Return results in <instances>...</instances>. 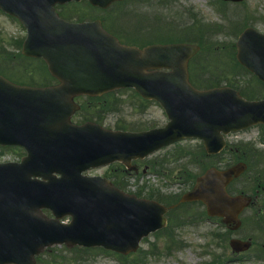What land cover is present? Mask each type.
Returning a JSON list of instances; mask_svg holds the SVG:
<instances>
[{
	"label": "water",
	"instance_id": "water-1",
	"mask_svg": "<svg viewBox=\"0 0 264 264\" xmlns=\"http://www.w3.org/2000/svg\"><path fill=\"white\" fill-rule=\"evenodd\" d=\"M25 1L32 5L45 2L47 13L52 15L50 3L53 0ZM92 1L106 5L110 0ZM197 49L195 45L172 44L139 52L117 45L102 30L92 31L91 24L69 26L63 23L61 45L55 39L48 49H37L29 41L25 44L26 51L44 54L51 69L61 78L62 104H67L74 93H100L112 86L133 85L144 94L158 96L171 121L164 128L139 133L109 132L90 123L74 126L64 120L67 115L59 117L48 113L49 109L59 107L52 102L57 89L34 93L32 89L11 87L1 78L0 112L3 110L7 116H12V126L16 122L23 127L33 126L28 139L31 135L36 139L40 137L36 135L37 130L53 131L57 137H54V148L66 150L70 146L74 157L69 165L78 171L116 158L128 160L132 156H143L184 136L201 137L208 151H217L223 145L220 131L264 121V101H246L227 87L206 91L194 89L187 80L186 63ZM239 50L240 61L264 78V36L247 30L239 41ZM147 65L168 66L172 71L144 74L142 69ZM27 108L29 118L20 117ZM58 110L61 112L60 108L54 112ZM62 153L61 159L66 156ZM242 170L241 165L225 171L211 168L198 178L194 190L183 195L182 200L202 199L210 215H222L226 222L238 224L237 214L249 199L228 196L224 186ZM82 179L78 174L61 179V215L71 213L75 221L85 222L93 232L88 236L78 228H61V238L87 244L100 239L117 250L127 251L136 247L143 234L164 225L166 208L162 205L123 195L104 180ZM2 184L0 173V186ZM58 195H51L49 200L57 202ZM231 245L235 248L247 246L237 240H231ZM0 251L16 258L24 255L3 240H0Z\"/></svg>",
	"mask_w": 264,
	"mask_h": 264
},
{
	"label": "rangeland",
	"instance_id": "rangeland-1",
	"mask_svg": "<svg viewBox=\"0 0 264 264\" xmlns=\"http://www.w3.org/2000/svg\"><path fill=\"white\" fill-rule=\"evenodd\" d=\"M176 6L180 11L190 9L197 17H200L205 21H215L218 18L212 7L208 5L207 0H176ZM127 13L131 15V25L136 24L137 31L152 29L153 27L170 31L171 29L162 27V24L155 26L158 24L156 23L158 21H169L170 14L175 15V20L177 21L189 22L187 15L179 13L175 7L171 8V11L170 8L162 9L155 1L147 3L146 6L140 5L139 7L136 5H124V7L121 8V11H117L114 15H116L120 23H122V19ZM229 13L233 15H240L236 17L235 20L247 16L249 20L256 21L253 24L255 27L264 31V23L260 22L258 18V15H262L264 17V0H247L245 6L231 7ZM176 30L180 31L178 29ZM24 34L25 31L18 21L10 18L0 11V44H2V40H4V43L7 45L9 37L18 38ZM169 34L173 36L175 35L174 33ZM218 36L219 41H222V43H231L232 41V36L228 33L219 34ZM120 97L122 99V103L119 104L116 99L112 102V105L115 106V112L110 113L107 116V126L113 127L116 119H124L122 123L127 124L141 121L148 124H151L152 122L163 124L165 122V115L156 103H151L148 107L142 109V103L139 102L138 104V100L136 98L130 101L128 93H123ZM261 129L262 128H260V126H253L247 130L229 134L227 136L228 147L219 158L222 162L220 164L224 165L234 161L233 152L231 150L234 145H236V147H241L242 143H253L254 147L262 150L258 152L261 157L257 161V166L264 171V143L262 141L264 133H261ZM197 143V140L188 141V144L192 147H196ZM240 151H243V149L240 148ZM165 152L159 151L156 155H159L160 153L164 154ZM2 154L17 155L13 150L5 151ZM189 170L190 172L192 171L195 173L200 171L198 164L190 165ZM99 172L102 173L103 169L99 170ZM133 178L136 179V177ZM147 188H153L155 191L159 190L161 193H181L188 188V183L174 182L172 184H167L162 180V178L158 177L154 180L151 179ZM252 214H258L253 218H258L259 221H263L262 218L264 217V208L262 207L257 210H251V215ZM247 228L248 229L242 233H231L228 238L232 236L243 237L245 234V238H256L258 241L264 240V233L262 234L263 231L259 230V232H255L248 226ZM224 230L225 228L221 227L214 220L199 221L195 224H189L181 227L177 229V234L179 239L184 242L183 247L179 250H174L172 253H167L162 250L161 241L157 242L159 247L150 246L149 242L154 239L149 238V242L147 241L146 243L141 244L142 247L145 249L152 247L158 251H154V253L148 252L143 258V262L144 264H210L209 262L212 259H216L217 254L220 255L218 264H264V261L260 259H237L233 257L226 261V258L224 257L230 255L232 252L231 249L226 246L225 241H223L219 236ZM251 233H255L258 237H252L249 235ZM77 262L78 264H118L116 257L108 254L93 257L79 253ZM77 262L73 261L72 263L76 264Z\"/></svg>",
	"mask_w": 264,
	"mask_h": 264
},
{
	"label": "trees",
	"instance_id": "trees-1",
	"mask_svg": "<svg viewBox=\"0 0 264 264\" xmlns=\"http://www.w3.org/2000/svg\"><path fill=\"white\" fill-rule=\"evenodd\" d=\"M191 28L189 27L188 30H187V36L190 38V39H193V40H200V41H203V38L201 37H198L195 35V32L193 30H190ZM206 54L205 53H202L199 58L195 59L192 61L191 63V71L193 72L194 74V77H195V81L200 84L204 79H206L207 77H203L202 79H197L196 78V74H201L203 72H205V65H206ZM218 55L216 56L215 54L212 56V61L213 62H217V64L220 66V69H223V71H227V70H238V68H236V64H234V62H230V61H227V60H222L224 59L223 56L222 58L218 59ZM38 67L42 68L43 65H39ZM204 68V69H203ZM200 70V72H196V70ZM216 73V75L214 74L212 77L210 78H207L206 82H209V83H212V84H215V83H219V82H223V81H226L230 78H227L226 77H222L223 75H225L224 72L222 71H214ZM200 82V83H199ZM232 85H236V83H233V82H230ZM245 90V89H244ZM256 91H252L251 93H254ZM245 94L246 95H250L249 92H247L245 90ZM182 222H184V220H181L179 221L178 223H176V225L178 224H181Z\"/></svg>",
	"mask_w": 264,
	"mask_h": 264
}]
</instances>
